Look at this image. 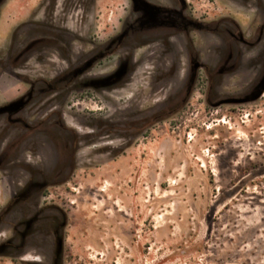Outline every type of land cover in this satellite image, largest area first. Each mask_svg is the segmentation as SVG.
<instances>
[{"label": "rangeland", "instance_id": "1", "mask_svg": "<svg viewBox=\"0 0 264 264\" xmlns=\"http://www.w3.org/2000/svg\"><path fill=\"white\" fill-rule=\"evenodd\" d=\"M186 3L0 0V264H264V0Z\"/></svg>", "mask_w": 264, "mask_h": 264}, {"label": "flooded vegetation", "instance_id": "2", "mask_svg": "<svg viewBox=\"0 0 264 264\" xmlns=\"http://www.w3.org/2000/svg\"><path fill=\"white\" fill-rule=\"evenodd\" d=\"M159 2H154V0H131V8L132 10L140 13L142 15L143 11L150 14H154V19L159 20V22H163L164 29L170 27L169 23L173 22L174 18H177V23L182 24L183 27L190 28L191 25L201 30L202 25L197 22L191 20L190 16L187 14V3L186 0H158ZM148 2H152L154 4H149ZM179 8V10H177ZM141 17H139L140 19ZM162 20V21H161ZM179 26V25H178ZM184 38H187L186 34H182ZM168 39V37L166 38ZM26 241L23 242L20 248H26ZM53 263V260H52Z\"/></svg>", "mask_w": 264, "mask_h": 264}, {"label": "water", "instance_id": "3", "mask_svg": "<svg viewBox=\"0 0 264 264\" xmlns=\"http://www.w3.org/2000/svg\"><path fill=\"white\" fill-rule=\"evenodd\" d=\"M125 32H122V34H120L115 40L114 39L111 40L104 47L105 48V51L109 50L112 47L113 43L114 44L117 43V45H119L120 40H121V37L124 36ZM91 61L86 62L83 65V67L79 68V70L77 71V73H81L82 71H84L90 65ZM129 62H130L129 59H124L120 63L119 67L116 69L115 72H113L112 74H110V75H108V76H106L104 78H101V79L97 80V81H99L98 83H100L99 85L102 86V87L108 86L110 84H114L115 85V83L117 81L121 80L127 74V72H128V63ZM191 63H192L191 64V72H192V75L194 76V73L200 68V64H199L198 61H196L195 58H192L191 59ZM263 89H264V84L262 86V89L259 90V92H258L257 95H259L260 93H262ZM242 101H245V99H233V98H231V99L223 100L222 102L227 103V102H242ZM20 102H21V99L15 101V102H10V103H8L6 105L1 106L0 107V113L5 112V111L10 110V109H13V108L19 107L21 105ZM55 255L57 256V262H60L59 249H56V252H55L54 256ZM52 264H54V258H53V263Z\"/></svg>", "mask_w": 264, "mask_h": 264}, {"label": "trees", "instance_id": "4", "mask_svg": "<svg viewBox=\"0 0 264 264\" xmlns=\"http://www.w3.org/2000/svg\"><path fill=\"white\" fill-rule=\"evenodd\" d=\"M57 263H58V264H61L60 262H57V256L55 255V256H54V264H57Z\"/></svg>", "mask_w": 264, "mask_h": 264}]
</instances>
